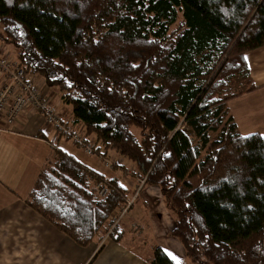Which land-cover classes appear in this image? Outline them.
<instances>
[{
	"label": "trees",
	"instance_id": "1",
	"mask_svg": "<svg viewBox=\"0 0 264 264\" xmlns=\"http://www.w3.org/2000/svg\"><path fill=\"white\" fill-rule=\"evenodd\" d=\"M0 42L58 89L82 142L94 136L93 152H117L159 188L167 235L193 264H264V135L240 134L227 105L256 88L244 54L264 46V0H0ZM234 76L247 88L230 91ZM128 195L55 147L25 202L86 247ZM150 254L177 264L160 246Z\"/></svg>",
	"mask_w": 264,
	"mask_h": 264
},
{
	"label": "crops",
	"instance_id": "2",
	"mask_svg": "<svg viewBox=\"0 0 264 264\" xmlns=\"http://www.w3.org/2000/svg\"><path fill=\"white\" fill-rule=\"evenodd\" d=\"M244 57L248 66L246 80L256 88L244 90L240 95L227 101L229 113L240 134L237 122L240 115L234 113L229 104L242 96L247 95L251 99L259 93L264 94V46L246 51ZM34 79L38 82L42 80L38 75H35ZM246 80H243L244 86L239 90L247 88ZM42 90L48 98L49 105L64 113L61 114L64 122L72 128L76 127L77 125L72 123L71 106L62 102L56 88L45 85ZM55 147L72 155L103 177L110 179L114 177L121 181L119 178L121 171L118 174L104 169L94 156L83 153L66 137L55 135L40 111H26L17 124L9 127L6 126L4 119L0 118V264H81L87 257L86 254L92 252L90 247L96 243V239L86 247L74 244L25 202L39 170L48 159H52ZM126 188H129L128 185ZM136 226L135 221L120 226L117 229L119 240L109 239L106 244L104 243L91 264H116L112 260L115 254L140 259L137 264H150L149 247L146 249L148 252L146 258L135 251L134 243L125 240V232ZM170 227L164 228L162 238L169 237L167 230ZM157 236L154 234L149 238L156 242Z\"/></svg>",
	"mask_w": 264,
	"mask_h": 264
},
{
	"label": "rangeland",
	"instance_id": "3",
	"mask_svg": "<svg viewBox=\"0 0 264 264\" xmlns=\"http://www.w3.org/2000/svg\"><path fill=\"white\" fill-rule=\"evenodd\" d=\"M1 58L7 59L10 63L15 62L16 64H18L19 67L23 69L25 74H27L30 78L33 79L34 83L45 87L46 83L43 77H41L36 73L33 74V73L25 72L24 67L15 57V52L9 44L0 42V59ZM1 75H3V73L0 67V76ZM35 75L40 76L42 80H40L39 82L36 81L34 79ZM243 80L239 76H234L228 81L229 83L228 89L232 92L239 90L242 86H244ZM56 90L58 91L57 88ZM229 105L232 107V111L234 113L240 115V118L237 119V122L239 125V131L241 132L242 135H246V133L251 134L256 131L264 135V94L263 93L261 94L259 93L257 94V96L255 95V97H252L251 99H249V96L247 97V95L242 96L239 99L232 100ZM59 113L64 114L60 110ZM49 125L51 126L53 133H55V130L52 127V125L51 124ZM74 128L78 129V131L82 134L84 138V134H85L84 127L78 123L77 126ZM180 128H183V126H180ZM133 131L138 136V130L133 128ZM184 131H186L188 134L191 135L189 129H184ZM216 137H217V133H210L211 139H215ZM68 140L71 141L76 146H78L80 150L86 155L94 156L104 169L112 172H117L118 174L119 171H121V176L119 177L121 181L119 182L125 184V186L128 185L129 187L128 188L129 195L127 197L126 203L118 206L116 209L110 212L104 226L100 229L99 235L96 237V243H94L90 247V249H92V252L89 251L88 254H86L87 257L83 261L84 264H86V262L89 260V258L92 256L95 249L99 245H103L104 243L106 244V242L109 241V239H113L112 235L116 233L115 230L117 227L123 226L124 224H129V222H133V221L137 223V226L129 230L130 234H128L129 232H125L124 235H126L125 240L128 239L129 242L134 243L135 251H137L139 254L147 258L146 255L148 252L146 249L149 247V249L151 250L152 249L151 245L158 243L160 246H162L161 248L164 251H166L168 254L169 253L172 254L171 256L169 255L170 257L174 256L176 258L173 260L177 264H193L187 257L183 255L182 246L179 243V241H177L175 238L169 235H168L169 237L167 238H162L161 236V233L164 230V228L170 227L174 214L167 209L166 204L164 203L163 197L160 194L158 187H156L155 185H146V186L143 185L141 187L142 185V182L140 180L141 178L132 175L133 167L131 162L124 160V158L118 155L117 152L113 150L109 151V154L107 156L106 155L100 156V154L93 152L94 150H92V143L94 142V136L91 135L88 139V141L91 143L90 153H87L85 151L83 142L78 143L70 139ZM192 142L193 144L196 142L193 136H192ZM85 143H87V141H85ZM103 178L109 179L106 177ZM139 186L141 188H139ZM94 188L96 194L100 196H104L110 190V187L105 183V180L102 179H99L95 183ZM130 207L131 209L129 210ZM150 232L151 233L154 232V233L149 234ZM154 234L155 236L156 234L158 236H161V237L157 236L156 242L149 238ZM139 244L141 246H139ZM118 255L119 254H115V256L112 258V260H114L116 264H137L141 261L140 259H135L132 256L131 258H129L125 254H120L119 257H117ZM143 260L144 262H146L144 258Z\"/></svg>",
	"mask_w": 264,
	"mask_h": 264
},
{
	"label": "built area",
	"instance_id": "4",
	"mask_svg": "<svg viewBox=\"0 0 264 264\" xmlns=\"http://www.w3.org/2000/svg\"><path fill=\"white\" fill-rule=\"evenodd\" d=\"M0 67L3 73L0 76V118L6 126L17 124L26 111H40L46 123L54 128L55 135L82 143L83 136L78 129L66 125L59 111L49 105L43 86L34 83L15 62L1 58ZM83 143L85 151L90 153L91 143Z\"/></svg>",
	"mask_w": 264,
	"mask_h": 264
},
{
	"label": "snow or ice",
	"instance_id": "5",
	"mask_svg": "<svg viewBox=\"0 0 264 264\" xmlns=\"http://www.w3.org/2000/svg\"><path fill=\"white\" fill-rule=\"evenodd\" d=\"M169 255L171 256L172 254L171 253H169ZM173 259H176L174 256L172 257Z\"/></svg>",
	"mask_w": 264,
	"mask_h": 264
}]
</instances>
